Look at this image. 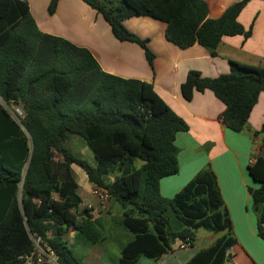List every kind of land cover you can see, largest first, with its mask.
I'll use <instances>...</instances> for the list:
<instances>
[{
  "label": "trees",
  "instance_id": "obj_1",
  "mask_svg": "<svg viewBox=\"0 0 264 264\" xmlns=\"http://www.w3.org/2000/svg\"><path fill=\"white\" fill-rule=\"evenodd\" d=\"M57 1H50L48 14ZM80 1L118 42L142 49L149 67L153 55L146 40L123 26L132 17L163 23L167 42L178 49L197 44L211 57L223 37L245 40L251 34L237 20L251 0H238L217 19H208L203 0ZM205 91L223 104L222 124L241 133L264 93V60L259 67L230 61L229 73L213 79L190 71L180 85L186 102ZM0 101L20 107L22 116L15 121L0 104V264H24L34 240L52 253L55 264H82L64 239L68 229L92 245L105 240L90 210L77 214L82 202L74 165L92 189L104 190L122 210L120 223L131 238L118 264L157 258L176 242L191 247L198 229L226 233L185 264L231 262L227 255L235 239L212 172L199 173L171 199L160 194L159 182L178 173L175 137L187 132V124L151 84L106 74L87 49L42 33L21 0H0ZM258 134H264V122ZM69 135L84 141L95 166L63 147ZM260 153V169L249 166L248 173L257 185L249 193L264 240V139Z\"/></svg>",
  "mask_w": 264,
  "mask_h": 264
},
{
  "label": "crops",
  "instance_id": "obj_2",
  "mask_svg": "<svg viewBox=\"0 0 264 264\" xmlns=\"http://www.w3.org/2000/svg\"><path fill=\"white\" fill-rule=\"evenodd\" d=\"M21 1L27 3L30 15L42 33L87 49L104 73L153 86L166 105L188 126L187 132L178 133L175 137L178 173L159 182L161 196L171 199L199 173L212 172L230 221L228 232L235 239L228 253L231 260L228 264H264V240L257 234L256 214L249 193L257 185L248 173L249 166L260 169L257 159L261 156L264 134L255 136L254 133L260 131L264 122V93L259 94L247 126L241 133H235L222 124L224 106L211 92H196L190 102L184 101L180 95V85L190 71L213 79L229 73L230 61L253 67L262 65L264 0H251L237 19L244 30L251 27L249 38L223 37L215 57L197 44L187 49H178L170 44L164 38L165 25L161 22L144 16L125 20L123 26L126 30L146 40V47L153 55L152 67L147 64L142 49L134 44L118 42L102 18L82 1L58 0L51 15L47 12L51 0ZM203 1L208 7V19H217L238 0ZM85 148L89 150L86 144ZM98 203L97 200L92 201L93 221L97 223L105 218L104 224L108 226L113 215L97 211ZM119 215L122 218V211ZM200 230L204 229L196 230L191 247L180 250L179 242H176L161 256L147 258L150 260L147 264H185L226 233L204 230L199 234Z\"/></svg>",
  "mask_w": 264,
  "mask_h": 264
},
{
  "label": "rangeland",
  "instance_id": "obj_3",
  "mask_svg": "<svg viewBox=\"0 0 264 264\" xmlns=\"http://www.w3.org/2000/svg\"><path fill=\"white\" fill-rule=\"evenodd\" d=\"M0 104L8 111L10 116L18 121L21 117V108L18 106H6L0 101ZM63 147L66 148L75 157L86 161L90 166H93V154L90 150L85 148L84 141L77 136L69 135ZM60 159L59 156H56ZM73 176L78 185L77 194L81 198V205L79 207L78 215L81 214L83 209L92 211L93 200L95 197L92 195V187L87 183L86 176L84 172L77 166H72ZM115 174L109 175L108 181H113ZM98 201V200H97ZM99 202V201H98ZM97 211L103 214H111L113 218L108 224H104L105 218H101L97 221L98 226H100L101 233L106 240L101 244L92 245L85 242L83 239L77 237V232L73 229H68L64 239L67 245L73 251V255L82 264H118L119 250L123 244H125L130 238L131 234L123 228L121 225L120 212L122 211L119 206L115 204L112 199H108L106 202L98 203L96 207ZM79 221V219H78ZM104 226H107L106 229ZM204 230H200L198 233L202 234ZM139 264H147L149 259L142 257Z\"/></svg>",
  "mask_w": 264,
  "mask_h": 264
},
{
  "label": "built area",
  "instance_id": "obj_4",
  "mask_svg": "<svg viewBox=\"0 0 264 264\" xmlns=\"http://www.w3.org/2000/svg\"><path fill=\"white\" fill-rule=\"evenodd\" d=\"M92 195L100 202H106L109 197L104 190L92 189ZM189 247L188 241L181 242L178 244V249H185ZM24 264H55V260L52 253L48 250L43 249L40 246L39 240H34V251L30 256L24 257Z\"/></svg>",
  "mask_w": 264,
  "mask_h": 264
},
{
  "label": "water",
  "instance_id": "obj_5",
  "mask_svg": "<svg viewBox=\"0 0 264 264\" xmlns=\"http://www.w3.org/2000/svg\"><path fill=\"white\" fill-rule=\"evenodd\" d=\"M22 117V116H21ZM227 259H230V255H227ZM225 264H228V262H226Z\"/></svg>",
  "mask_w": 264,
  "mask_h": 264
}]
</instances>
